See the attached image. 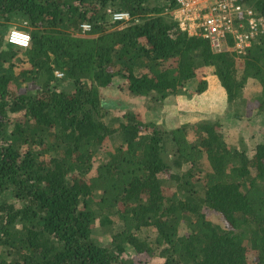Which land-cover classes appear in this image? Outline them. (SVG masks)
<instances>
[{"label":"trees","instance_id":"16d2710c","mask_svg":"<svg viewBox=\"0 0 264 264\" xmlns=\"http://www.w3.org/2000/svg\"><path fill=\"white\" fill-rule=\"evenodd\" d=\"M240 1L264 18V0ZM180 7L0 0V264H145L137 254L161 264H264V143L250 155L226 142L218 122L164 129L157 114L112 111L101 93L120 76L161 103L189 84L204 91L210 69L230 103L256 81L264 114V31L242 55L216 51L182 27ZM19 21L30 27L27 48L8 42L12 29L27 31Z\"/></svg>","mask_w":264,"mask_h":264},{"label":"rangeland","instance_id":"374dc122","mask_svg":"<svg viewBox=\"0 0 264 264\" xmlns=\"http://www.w3.org/2000/svg\"><path fill=\"white\" fill-rule=\"evenodd\" d=\"M205 1V0H203ZM209 4V3H208ZM15 27H21L29 32L27 23L24 21L12 22ZM249 22L246 24V29ZM6 32V31H5ZM6 36V34H4ZM243 64L241 58L238 62L240 67ZM207 88L202 92L194 91L193 84L188 85V92L178 95H169L161 103L155 101L151 96L140 97L126 88L125 79L118 76L112 85L101 90L102 96L112 101L110 109L133 108L140 110L147 118H152L155 114L159 117L158 124L164 129L170 126L190 122V124L209 121L218 122L224 133L226 142L230 145L244 143L250 155L255 152L256 144L264 143V114L258 111V98L256 96L260 86L252 79L244 88V100H236L234 103L228 102L227 93L222 87L212 70L205 71ZM37 85V84H36ZM30 87H36L29 84ZM70 86V85H69ZM73 86L71 85V88ZM119 109H116L119 110ZM120 109V114L123 112ZM171 116V118H169ZM157 117V118H158ZM171 125H170V124ZM192 138H196L193 136ZM112 145L119 143L118 139H111ZM242 146V147H243ZM101 154L99 158H102ZM207 217L215 223L227 226L223 216L211 208H204ZM187 227L182 226L184 233ZM248 257H252L255 262L254 251L248 248ZM134 255V254H133ZM138 261L145 264H161L163 259L158 256L135 255Z\"/></svg>","mask_w":264,"mask_h":264},{"label":"built area","instance_id":"2783aa9c","mask_svg":"<svg viewBox=\"0 0 264 264\" xmlns=\"http://www.w3.org/2000/svg\"><path fill=\"white\" fill-rule=\"evenodd\" d=\"M181 7L177 12L182 27L189 28L191 34H201L210 40L216 51L233 50L238 55L246 52L251 42L256 38L257 32L264 31V18L258 16L251 7H245L240 0H180ZM209 3V4H208ZM118 14H126L118 17ZM114 20H128V12H115ZM249 22L246 29V24ZM85 30L90 29L89 24H83ZM13 31L30 36L28 31L12 29L8 42L20 48H27L11 41ZM228 35L233 38L229 44ZM61 77L63 73L58 72Z\"/></svg>","mask_w":264,"mask_h":264},{"label":"clouds","instance_id":"9594fccd","mask_svg":"<svg viewBox=\"0 0 264 264\" xmlns=\"http://www.w3.org/2000/svg\"><path fill=\"white\" fill-rule=\"evenodd\" d=\"M121 15H126V14H118L117 18H119V16ZM30 39H31L30 36L22 34V33H18L16 31H13L11 34V41L13 43H16V44H19L25 47L28 46Z\"/></svg>","mask_w":264,"mask_h":264}]
</instances>
